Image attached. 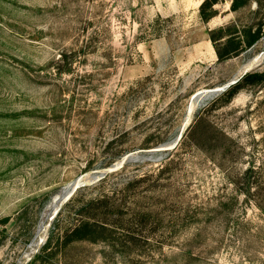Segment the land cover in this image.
Masks as SVG:
<instances>
[{"label":"rangeland","instance_id":"1","mask_svg":"<svg viewBox=\"0 0 264 264\" xmlns=\"http://www.w3.org/2000/svg\"><path fill=\"white\" fill-rule=\"evenodd\" d=\"M204 1L0 0V264H130L61 235L83 203L159 170L142 204L175 225L200 215L166 247L170 264L177 247L195 255L178 264H264V238L240 253L226 219L206 216L223 202L259 223L231 197L251 155L264 160V80L230 104L212 107L222 93L210 91L264 74V33L233 55L262 27L264 1L233 12L222 0L208 23Z\"/></svg>","mask_w":264,"mask_h":264},{"label":"trees","instance_id":"2","mask_svg":"<svg viewBox=\"0 0 264 264\" xmlns=\"http://www.w3.org/2000/svg\"><path fill=\"white\" fill-rule=\"evenodd\" d=\"M220 1L222 0H205L202 3L200 13L204 23H208L217 15L212 9ZM230 1L233 12L239 11L248 4V0ZM261 7L264 10V3ZM208 8L211 9L210 13L205 12ZM262 27L244 37V48L233 55H240L260 41L264 33V14ZM244 33L247 34L245 31ZM226 37H228L227 43L235 40L230 34ZM211 40L216 43V40ZM262 80H264V74L261 73L246 75L243 79L244 86L241 81L231 86L221 94L212 107L221 102L230 104L243 87ZM175 155L168 162H174ZM162 173L163 170H159L157 175L144 174L139 179L128 183L122 190L83 203L76 209L73 223L61 235L63 244L66 246L76 242L102 243L113 255L127 259L130 264H170L171 257L164 252L166 247H172L169 243L173 238H178L198 223L200 215L198 212H193L191 215V212H188L183 223L175 225L170 222L166 210H159L157 204H142V202L152 201L151 195ZM235 185L237 190L231 197L232 202L238 200V197H244V203L256 208L259 223L253 224L244 218L240 219L234 210H226L227 205L223 202H220L206 216L210 219L212 216L213 219L224 217L226 219L222 224L225 226L224 230L232 233L228 238H236L234 247L240 253H244V238H264V160H257L255 154H252L244 173L240 176L239 183ZM192 222L193 225H191ZM209 222L204 221L203 226L197 224L193 238H202L207 232ZM222 233L223 231L217 233L219 238H225L220 236ZM50 245L51 241H48L42 249L43 253L50 250ZM176 249L178 253L174 254L172 259L176 264L194 259L195 255L191 252L187 254L186 249L180 247Z\"/></svg>","mask_w":264,"mask_h":264},{"label":"water","instance_id":"3","mask_svg":"<svg viewBox=\"0 0 264 264\" xmlns=\"http://www.w3.org/2000/svg\"><path fill=\"white\" fill-rule=\"evenodd\" d=\"M236 83L237 82H232V83L228 84L227 86H225L222 89H217V90L210 91V94L211 95H217V94H220V93H224L227 89H229L231 86L235 85Z\"/></svg>","mask_w":264,"mask_h":264},{"label":"crops","instance_id":"4","mask_svg":"<svg viewBox=\"0 0 264 264\" xmlns=\"http://www.w3.org/2000/svg\"><path fill=\"white\" fill-rule=\"evenodd\" d=\"M228 35H229V34H228ZM226 36H227V35H226ZM226 36H225V38H226V40H227V39H228V37H226Z\"/></svg>","mask_w":264,"mask_h":264},{"label":"bare ground","instance_id":"5","mask_svg":"<svg viewBox=\"0 0 264 264\" xmlns=\"http://www.w3.org/2000/svg\"><path fill=\"white\" fill-rule=\"evenodd\" d=\"M54 208V207H53Z\"/></svg>","mask_w":264,"mask_h":264}]
</instances>
